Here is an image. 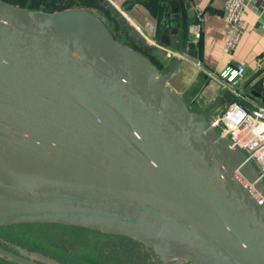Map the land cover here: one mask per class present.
<instances>
[{
  "label": "water",
  "instance_id": "obj_1",
  "mask_svg": "<svg viewBox=\"0 0 264 264\" xmlns=\"http://www.w3.org/2000/svg\"><path fill=\"white\" fill-rule=\"evenodd\" d=\"M159 7L155 40L179 54L167 74L89 8L0 0V227L125 236L162 264H264L263 179L169 83L182 55L198 58L197 9L192 0Z\"/></svg>",
  "mask_w": 264,
  "mask_h": 264
},
{
  "label": "crops",
  "instance_id": "obj_2",
  "mask_svg": "<svg viewBox=\"0 0 264 264\" xmlns=\"http://www.w3.org/2000/svg\"><path fill=\"white\" fill-rule=\"evenodd\" d=\"M111 1L153 48L144 49L135 37L123 30L117 20V25L111 21L118 40L139 45L147 55H151L148 56L160 72L167 74L177 56L155 40L154 31L161 14L159 0ZM192 1L198 13L190 25V35L197 43L198 58L182 55V62L169 78L171 86L183 96L191 110L202 113L213 122L216 115L236 99L231 87H224L218 82L217 74L228 65L243 64L245 73L233 88L244 96L243 103L246 106L264 104V63L261 67L257 63V57L264 52V0H243V33L232 52L225 49L226 24L222 18L225 0ZM73 6L81 5L72 4L69 7ZM196 26L200 29L199 39L194 38ZM119 27L122 31H119Z\"/></svg>",
  "mask_w": 264,
  "mask_h": 264
},
{
  "label": "rangeland",
  "instance_id": "obj_3",
  "mask_svg": "<svg viewBox=\"0 0 264 264\" xmlns=\"http://www.w3.org/2000/svg\"><path fill=\"white\" fill-rule=\"evenodd\" d=\"M99 2L100 7H85L92 10L118 39L110 23L113 21L117 25L116 19L112 18V13L103 2ZM119 29L122 31L120 27ZM123 30L125 31L124 28ZM0 230L15 238L22 246H30L56 256V259L63 260L62 264H90L91 260H96L99 264H162L150 249L134 239L106 235L84 227L40 223L2 226ZM53 257L50 258L55 259ZM182 263L190 264L183 259Z\"/></svg>",
  "mask_w": 264,
  "mask_h": 264
},
{
  "label": "built area",
  "instance_id": "obj_4",
  "mask_svg": "<svg viewBox=\"0 0 264 264\" xmlns=\"http://www.w3.org/2000/svg\"><path fill=\"white\" fill-rule=\"evenodd\" d=\"M244 12L243 0L224 1L222 18L226 24L225 49L228 52L235 49L242 37ZM194 38H200L198 26L194 28ZM170 53L179 55L171 49ZM257 63L260 67L263 65L264 52L257 57ZM244 73V65L238 64L228 65L217 74L218 82L224 87H231L236 99L216 115L212 123L221 135L231 139L234 147L245 152L264 181V104L246 106L244 96L233 88Z\"/></svg>",
  "mask_w": 264,
  "mask_h": 264
},
{
  "label": "flooded vegetation",
  "instance_id": "obj_5",
  "mask_svg": "<svg viewBox=\"0 0 264 264\" xmlns=\"http://www.w3.org/2000/svg\"><path fill=\"white\" fill-rule=\"evenodd\" d=\"M40 224V223H31ZM52 224V223H49ZM105 234V233H104ZM114 235V234H106ZM15 238L10 237L9 234H5L3 230H0V264H62L63 260L53 257L51 254H47L43 250H37L30 246H22ZM132 239V238H131ZM152 251V250H151ZM43 253V254H42ZM53 257L55 259H52ZM27 262V263H26ZM90 264H99L96 260L89 261Z\"/></svg>",
  "mask_w": 264,
  "mask_h": 264
},
{
  "label": "trees",
  "instance_id": "obj_6",
  "mask_svg": "<svg viewBox=\"0 0 264 264\" xmlns=\"http://www.w3.org/2000/svg\"><path fill=\"white\" fill-rule=\"evenodd\" d=\"M11 3L25 6L31 10H42L45 12H53L56 10L64 9L66 7L71 6L72 4H78L81 6H93L100 7V2L98 0H7ZM130 46L135 47L145 54V50H143L139 45L134 42H127ZM149 55V54H148ZM151 57V55H149Z\"/></svg>",
  "mask_w": 264,
  "mask_h": 264
}]
</instances>
